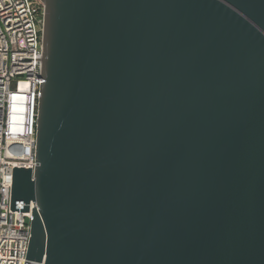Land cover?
I'll return each mask as SVG.
<instances>
[{
    "label": "water",
    "instance_id": "1",
    "mask_svg": "<svg viewBox=\"0 0 264 264\" xmlns=\"http://www.w3.org/2000/svg\"><path fill=\"white\" fill-rule=\"evenodd\" d=\"M24 264H264V0H43Z\"/></svg>",
    "mask_w": 264,
    "mask_h": 264
},
{
    "label": "built area",
    "instance_id": "2",
    "mask_svg": "<svg viewBox=\"0 0 264 264\" xmlns=\"http://www.w3.org/2000/svg\"><path fill=\"white\" fill-rule=\"evenodd\" d=\"M43 0H0V264H24L36 202L12 204L15 168L35 171Z\"/></svg>",
    "mask_w": 264,
    "mask_h": 264
}]
</instances>
